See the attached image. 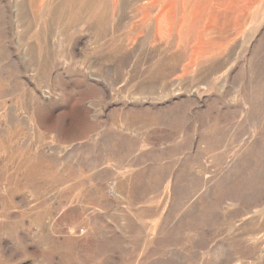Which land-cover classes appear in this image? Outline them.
Masks as SVG:
<instances>
[{
	"label": "rangeland",
	"instance_id": "1",
	"mask_svg": "<svg viewBox=\"0 0 264 264\" xmlns=\"http://www.w3.org/2000/svg\"><path fill=\"white\" fill-rule=\"evenodd\" d=\"M0 264H264V0H0Z\"/></svg>",
	"mask_w": 264,
	"mask_h": 264
}]
</instances>
